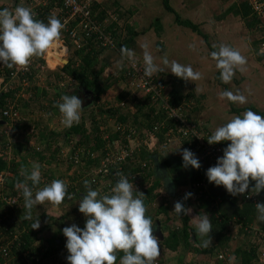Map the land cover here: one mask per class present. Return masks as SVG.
Listing matches in <instances>:
<instances>
[{"label": "trees", "instance_id": "16d2710c", "mask_svg": "<svg viewBox=\"0 0 264 264\" xmlns=\"http://www.w3.org/2000/svg\"><path fill=\"white\" fill-rule=\"evenodd\" d=\"M221 1L225 3L227 1L231 2L232 0ZM250 1L251 0H234L227 7L225 13L222 12L221 15L218 16V18H222L226 14L232 13L233 15L239 17V19L245 24V27L247 29H253L252 31L254 34L256 33V31L261 32L259 38H256L254 40L255 46H258L264 42V20L261 16L257 15L254 12L251 7ZM161 2L169 13L172 12L174 14V21L177 24L188 27L197 35H201L204 45L211 49V51H216V49L211 45L208 34L200 29L199 24H195L190 19L182 18L181 15L176 11V9L172 7V5L170 4V0H161ZM94 11L96 12V18L98 19V21L102 22L103 19H106L107 23L106 27L104 28L106 31H110L112 33L118 51H120V48L122 46H128L132 37L135 36V33L131 32V34H129L128 37H126L122 42L117 41L115 39L117 37V32H115V28L113 25L114 22L106 17V13H104V10H99L97 8L94 9ZM48 12L49 9L47 8L46 14ZM158 19L159 17L155 18L156 25L158 24ZM162 26L163 24L161 23L157 25L156 34L159 35L161 34V32H164ZM127 32L130 33V31ZM105 50L109 49L93 45L90 46L89 49H86L85 46L78 49L70 46V55L68 57V61L67 63L60 66V71H64L67 75H70L72 77V80H75L77 82V86L74 91L78 93L80 99H83L80 97V95L82 96L84 91L92 94L91 103L93 106L88 110L89 115L87 118L89 120V125L87 126L82 116L80 122L78 124H73V126L70 128L62 126V128L57 129V126L51 123L50 129H48L46 125L44 126L43 124L40 125L39 122H33L34 124L31 125L32 129L29 137L35 143V146H33L32 148L33 153L37 155V158L40 159V161H43L45 159V153L47 150H50L51 145L53 146L54 143L56 145V143L58 144L59 142H61L64 144V146L68 145L70 147L68 149V158L70 155H73L75 152L79 151V149H83L87 153L89 152L95 154V157H91V159L88 160V163L95 161L98 163L102 155V150H104L106 145L108 144L107 139L101 135V133H105V130L103 128L101 129V127L104 123H106V120L108 118L114 119L115 123L119 121L130 122L131 124H134L138 128H140V130L151 129L155 124L159 123L164 118L165 113L163 111L158 112L155 106L156 103L151 98V93H147L143 99H138V97L136 96L132 97L129 90H126L125 92H122L117 96L119 102L125 101L127 99L125 101L126 105H128V103H133V105L135 106L136 113L132 120H128L126 117L120 118V114L118 112L119 110L117 108L121 109L123 108L122 106H119L116 109L104 107V104L110 99L105 100L103 95L107 92L108 89L113 86L114 81L117 80L114 76L110 75H108L107 78H103V67H100L98 69L95 68V63L98 62L100 54ZM38 59L41 60L40 57ZM78 61L80 63L78 65H75ZM117 73H119L118 76L120 78H126L129 82L130 79L128 78L126 73V66H124L123 69L117 71ZM158 74L160 75V73ZM154 76L158 82V85L164 83L163 77L157 79V75ZM160 76H162V74ZM219 76L220 72L218 70V72H216L215 79L221 82ZM112 77L114 78L110 80V78ZM169 78L171 80L178 79V77L171 74L169 75ZM32 90L33 92L26 98L16 99L17 108H27L30 104L32 105L34 104V102L41 101V96L46 95V91L41 90L37 86L33 87ZM178 90L179 88L175 86L174 89L170 91V101L172 102V104L185 102L180 101L182 97L178 94ZM13 95L14 91H9L7 93L4 92L0 94V109H3V107L6 105V100L8 98H14ZM49 101L50 104L53 103V105L48 106L47 103V111H54V108L56 110L57 107H55V105L57 103L55 104V101L51 99ZM147 106H149V108L145 110L144 107ZM41 108L43 110H46V108H44L43 106H41ZM250 109L253 108L250 107ZM186 110L188 114L189 107H187ZM254 110L255 112H258L257 109ZM261 115L264 116V112ZM20 116V120L17 122H13L11 125V121H9L8 118H2V114L0 112V141H3V137H7L3 141L0 150L4 153H0V173H3L4 177L3 184L2 186H0V264H68L66 257L69 253L67 252V249L65 247L66 237L62 233V229L66 226L63 224L62 227H59L55 231L56 233H52L51 235L45 237L41 236L40 234L47 227L40 226L39 229H31V224L34 221L31 219H24V199L21 191L16 188V183L17 181L23 182L24 178L20 174L22 165L29 171L31 170V159L29 158L27 153L21 155V157L17 155L16 158L13 155L14 153H16L17 148L20 146H23V148L26 150L29 149L27 142L30 139L25 142V145H23L20 141L25 139V131L30 127V123L27 120L22 121L23 117L21 115V111ZM140 117L141 119L143 118L141 121L139 120ZM166 123L169 124L170 122L166 121ZM165 131V129H161L160 132L155 136L156 142L154 148L142 147L138 151V153L135 154V158L132 160L131 165L126 170H123V173L126 176H129L131 174H138L135 179H130V182L139 185L140 192L145 193L144 203L146 205V208L155 200L159 190L162 187V182L153 164V156L159 155L158 149L161 148L162 144H165L166 138L163 136ZM119 137L120 133L117 131L109 132L107 135V138L110 141ZM15 139L18 140L14 141ZM11 144H14L13 147L15 152H13L12 157L8 158V156H6L7 150H10L11 152ZM61 146L62 145L58 144L54 151L50 152L49 159L47 160H53L56 154H58ZM64 150L65 149H63L62 151ZM88 157H90L89 154ZM177 157L183 164L182 155L179 154L177 155ZM142 161L147 162L146 169L141 168ZM187 169L189 170L190 190L184 192L183 194H176L174 196V203L177 201H181L186 208L191 209V213L189 215L181 214V216H178L173 210L171 211L167 206L161 203L156 209L155 214L149 213L147 209L146 216L150 217L153 220L155 226L158 225L156 224L157 222L161 223L160 230L162 232L164 229H166L167 231L166 235L163 236L162 234L163 237L161 240L158 239L160 249H167L169 251L181 250L183 252H188L193 256L197 254H206L212 258L215 257L216 252L220 249L231 247L229 243L232 242V236L227 231L229 218H218V216H216L217 212L214 205V199H212L209 194L207 196H205V194H197V189L195 188V184L197 182L202 180L206 184L210 183L206 177V170L205 167H203V164H201V167L199 169H194L191 166H188ZM111 181L114 184L117 182V179H112ZM28 183L29 186L32 187L31 182L29 181ZM79 185L80 187L82 186V184ZM38 186L33 188V192L36 191V188ZM91 188L93 190H98L93 186ZM86 190L87 189L83 187L77 189L75 185L72 186L67 184L68 194L71 195L72 198L68 199L66 197L64 202H69L74 199H82V195L86 194ZM110 190L111 188L104 191H98L101 193V195H104L108 194ZM186 193H192V195L185 200L183 198ZM136 195H138V193L134 191V196ZM14 198L15 201L12 205L11 200H13ZM75 211H79L78 206L75 208ZM255 212L256 208L252 201L244 197L243 203L235 211L234 215L237 216L238 221L249 223L254 218ZM158 213L165 214V218L161 220L162 222H160V220L156 217V214ZM204 213L209 216L213 226L218 224L221 226L220 230L215 234V243L207 248L200 246V243L198 241V234L196 228L194 227L195 225L193 224V217L196 215H203ZM75 218V224L83 229L86 217L79 212L78 214H76ZM163 225L164 228H162ZM239 231V233L244 237L249 235L243 228H241ZM256 239L257 241L254 242L255 244L251 243L253 239L249 238V242H246L245 240L242 245L236 246L234 247V249H232L237 264H259L260 259L258 257V246L260 245V239L258 240L257 236ZM122 256V252L117 253L116 264H119L120 258ZM174 264L178 263L176 262ZM218 264L221 263L218 262Z\"/></svg>", "mask_w": 264, "mask_h": 264}, {"label": "clouds", "instance_id": "9594fccd", "mask_svg": "<svg viewBox=\"0 0 264 264\" xmlns=\"http://www.w3.org/2000/svg\"><path fill=\"white\" fill-rule=\"evenodd\" d=\"M63 27V23L55 16H49L47 22L36 19L29 7L0 9V63L9 69L27 70L33 58L42 57L59 41ZM149 47L148 43L141 45L144 77L151 78L167 69L186 82L203 79L202 73L194 71L191 65H182L176 60L169 61L166 55L157 64ZM213 47L217 50L212 51L210 56L220 72L219 79L224 84H229L237 70L241 73L246 70L247 58L240 50L227 44ZM120 54L117 69H123L126 61L133 67L136 66L134 50L122 46ZM219 97L241 105L247 103V97L238 90L235 94L229 90L221 91ZM61 101L55 107L61 114L62 125L70 128L73 124H78L84 109L82 99L76 95H62ZM223 141L230 143L223 149V155L217 158L215 166L206 170L208 181L216 186L222 185L233 196L246 193L258 195L264 190V116L247 110L217 127L207 138L210 145ZM181 155L184 168L201 167L199 160L189 149H182ZM40 168V164L34 162L30 171L23 165L20 169L24 179L23 182L17 181L16 188L21 191L24 199V219L32 218V209L37 205L47 202L59 207L66 197L72 198L68 194L67 184L61 179L52 180L34 193L33 188L40 184L42 178ZM116 175L119 179L110 192L104 195L93 190L90 181L83 182L87 191L79 200L78 210L86 217L84 228L72 224L62 229L69 253L66 257L68 264H116L118 252L123 253L119 264H156L160 255L159 240L153 235V220L146 216L145 193L138 191L127 176L120 172ZM250 180L255 182L251 188ZM29 181L32 187L29 186ZM134 191L138 195L134 196ZM162 191L163 188L159 192ZM191 195L192 193H186L183 199L186 200ZM255 208L257 221L264 222V203H256ZM173 211L178 216L191 213V209L186 208L181 201L174 203ZM193 223L201 238L200 246L209 247L212 244L210 232L213 227L209 216L206 213L196 215ZM39 227V219L31 224V229Z\"/></svg>", "mask_w": 264, "mask_h": 264}, {"label": "crops", "instance_id": "0c3cea01", "mask_svg": "<svg viewBox=\"0 0 264 264\" xmlns=\"http://www.w3.org/2000/svg\"><path fill=\"white\" fill-rule=\"evenodd\" d=\"M49 1H48L49 4L41 6L42 14H40L38 16V19L42 20L44 22H47V19L49 16H55L56 18H58V6L60 3H58L57 0L56 1L49 0ZM134 1L135 0H103V2L100 3L96 7L99 10H104L105 11L104 13H106V17L114 22L113 25L115 28V32H117V30H118V33H119V29H120V27H122V23L127 24V22H128V23H130V25H132V28L128 27L126 29L127 31H130V33L127 32L126 36L124 33H122L123 35L120 37L121 39L118 41H120V42L124 41L125 38L128 37V35L131 34V32H133V33H135V36L132 37L129 44H132L134 42V46L136 45L137 48L142 49L141 48V41H145V39H146V41L149 42V46H150L149 49L155 53V46H154L153 42L156 43L154 41V37H156V35H157L158 37H156V39L158 38V41L161 44L162 51L165 50V48H167V50H165V51H167L166 53L159 52L157 54H159L160 56L170 54L169 48L166 45L165 40L159 39L164 32H161V34L158 35V34H156V29L153 28L152 17H154L155 14L152 13V9L154 11V9H155L154 5L155 4L157 6L160 5L159 0H148V3L147 4L144 3L143 4L144 7L139 8V9L128 6V4H131ZM186 1L192 2L194 4L196 3V4L193 6H189V4L186 3ZM214 1H215L214 5H217L216 8L214 9V11L216 12L215 13L216 22H212L211 25L216 26L215 29L218 28V30H213L210 32L208 30H205L202 26L199 25L200 29L203 32H206L208 34V38H209L212 46L213 45H219V44H227L233 48L240 50L241 54L247 58V64L245 66V69L249 71L253 66H256V64H259V67L258 66L257 67L259 68V72H260L261 71L260 68H263L261 66L264 65V54H262V53H264V48H262L261 45L255 46L254 40L256 38H259V36L261 35V32L256 31V33L254 34L252 31L253 29L249 30L245 27V24L242 25L243 22L240 25L238 22L235 21L234 17H236V16L233 15L232 13H228L222 18L221 17L218 18V16H220L222 12L225 13V10L227 9V7L234 0H232L231 2L227 1L228 3H226V2L221 3L220 2L221 5H219V1H217V0H214ZM30 2H31V0H0V9L7 7L9 9L14 10V7H16V6H25V7L29 6L31 4ZM170 4L172 5V7H174V9H176L177 12L179 10L181 11V13H179V12L178 13L181 15L182 18L190 19L188 17L182 16L183 9L186 10V8H187V10H188L189 8L196 7L197 5H199L200 11H201V16H204L203 15L204 12L202 13L203 0H197V2H196V0H194V2H193V0H170ZM206 4H208V3L206 2ZM161 5H162V2H161ZM111 6H112L113 10H110ZM221 6H222V11L220 12L219 8ZM96 7H95V9H97ZM47 8L49 9V12L46 14ZM163 8L165 9L164 6H163ZM196 13L198 14L197 11H196ZM205 13H206V11H205ZM162 15H164V16H162ZM162 15H160V16H162V18H160L159 23L163 24V26L165 28L167 26H169V23H170L171 25H176L177 27H179L180 30H182L180 28V26H182V25H179L174 21V16H173V21H169V18H170L169 16H166L164 14V12ZM122 16L123 17L130 16V18L125 22V20L122 19ZM114 17H115V19H114ZM158 17L159 16H155V18H158ZM132 19H134V25H137V26H133ZM139 19L141 21H144V23H146V24L148 23L146 28L138 27V25H140ZM191 21L194 22L195 24H201V25L205 24L204 20H201V21L191 20ZM165 23H166V26H165ZM222 23H224V24H222ZM146 29H147V31L144 32ZM242 29H244L243 32H242ZM182 31H184V30H182ZM120 32H121V30H120ZM192 34L194 35L193 37L191 35L181 37V36H177L176 34H173L171 36L169 33H167L166 35H167V41H169L170 43H172L173 40L176 41L175 43H177V44H179L180 41H182L188 47V45H190V43L192 42L193 39L199 40V38H200L203 40L201 35H196V33L194 34L193 31H192ZM222 37H225L226 40H224V38H222ZM129 44L127 47L129 49H132L133 46L130 48ZM205 47L208 48L207 46H205ZM195 48L199 51V49L197 47H195ZM140 49H139L138 53L143 54V50H141V52H140ZM215 49L217 50V48H215ZM108 51H115V50H111V49L105 50V52H108ZM115 52L117 53V54H115V56H117V59L119 61L121 54H120V51H118L117 46H116ZM199 52L200 53L185 55L184 56L185 58L178 57V58L173 59L171 55H169V56H170L171 60H176L177 62L181 63L182 65H191L194 71H199L202 73L203 79L198 80V81H194V82H191V81L186 82L181 78H178L177 80H171L169 78V75L170 74L173 75V74L169 70L166 69L164 72L160 73V75L162 74V76H165V74L167 76V78H163L164 83H162L163 89H164V94L170 97V91L172 89H174V87L176 86L177 88H179L178 94L181 95V97H182V99L180 101H185V102L189 103V112H188L189 118H192L194 120L199 121L201 123V127H203L211 135L217 127L222 126L223 124L227 123L233 116L242 115V113H244L247 110H252L253 112H255L254 109L258 110V112H255V113H257L259 115H261L264 112V80H260L261 83L259 81L256 82L257 80L261 79L258 76V73L256 72V68L252 69V72H254V73L256 72L254 77H247L244 74V72L246 70L243 73H241L240 71L237 70L236 75L234 76L232 82L229 84H224L222 81L219 82L215 79L216 72H218V69H216L215 61L210 56V53L212 52L211 49L208 48V49L204 50V53L201 51H199ZM48 56L49 55H47L44 58V61H45V63H47L46 65L48 67L44 70L49 69V71H52V69H54L55 66H53V67L49 66ZM191 57H193V60H189ZM198 57H200V59ZM51 59L55 60L53 57H51ZM181 59H182V61H181ZM137 60L143 63V59L137 58ZM155 62L157 64H160V58H158L157 60L155 59ZM254 62H256V63H254ZM161 66H163V65H161ZM160 75L157 74V78ZM120 80L124 81V79H122V78H120ZM244 80H246L247 82H252V81H253V83L256 82V84H258V85H255V88L250 87V89H248L243 84V83H245ZM125 85H127V84L124 83V86H121L120 81L117 80L113 84L112 89H114V90L117 89V91H119V92L121 91L120 93L125 92L126 90L127 91L129 90V91H131V94H133V93L135 94V92L137 90H135L130 84L128 85V87H125ZM224 90L232 91L234 94L238 90L240 93L244 94L247 97V103L241 105V104H237V103H232V102L228 101L227 99H220L219 93L221 91H224ZM117 95H119V94H117ZM116 98H117V96H116ZM116 102H117V99L114 102L115 107L117 108L119 106L117 105L118 102L117 103ZM111 105L112 104H109V103L104 104V106H106V107H110ZM250 107H252L253 109H250ZM129 108L132 110H133V108H135L133 103H130ZM122 109L123 108H121L120 111H122ZM119 114H120V118L126 117L128 120H132V118H134V116H135V112H133L131 110H129V112H127V113L123 114L121 112ZM261 116H263V115H261ZM139 120L140 121L142 120L141 117L139 118ZM114 123H115L114 119L108 118L106 120V123H104V125L107 129H109V131L113 132L114 131ZM56 128L60 129L58 126ZM163 136H164V134H163ZM174 140L168 141L164 145L163 144L161 145V148L158 149V151H159L158 157H159L160 161L165 164V166L167 167V169L170 173V176L174 180L175 194L170 196L164 190L162 192H158L157 197L150 204L152 206H154V204L159 201V205L161 203H163L164 205H168L170 208H172V205L174 206V201L171 202L170 199L173 198L176 194H183L184 192L190 190L189 170L182 166V162L177 157V155L181 154V150H180V148H178L179 146L175 143L176 141H174ZM219 143H221L224 147H226L227 144L230 142L229 141H223V142H219ZM154 145H153V148H154ZM170 147L173 150H170ZM66 182L69 185H72V186L75 185L77 189L82 188V187L85 188L84 183L80 182V180H77V179L69 180V181L67 180ZM254 183H255L254 181L250 180L249 187L251 188L254 185ZM79 184H82V186L80 187ZM161 189H162V187H161ZM161 189L159 191H161ZM206 191L208 192L207 194H209L211 196V198L214 199V203L217 205L216 216H218V218L228 217L229 221L233 220L234 218H237V216L234 215V213L243 203L244 194H237V195L233 196V195L229 194L222 185L216 186L213 183L206 184ZM258 198L260 200L259 203H264V190L260 191V193L258 194ZM167 199H169V202L166 201ZM170 203H173V204L171 205ZM253 204L255 206L256 203H253ZM159 205L156 206V209L158 208ZM78 213H79V211L78 212L76 211V214H78ZM162 214L163 213H158L157 216H160ZM158 219L160 220V218H158ZM239 222H242V221H239ZM156 224H158L159 226L158 225L155 226L154 231H153L154 235L155 236L159 235V234H161V235L163 234V236L166 235L167 234L166 229H164L163 232L160 230L161 223L157 222ZM246 224H252L256 228L264 229V222H258L257 221V212H255V215H254V218L252 219V221L249 223H246ZM220 227L221 226L219 224L214 225L212 227V230L210 232V236L212 238V244H214L215 243L214 241H216L215 240L216 239L215 234L220 230ZM227 228H228L227 231L232 236V242L229 243L231 246L234 245L233 242L236 243V246L242 245L245 242V240H246V242H249L250 236L249 235H247L245 237L242 236V234L239 233L240 232L239 230L241 228H239L237 225L232 226L229 223ZM159 237L160 236H157V238L159 240H161ZM240 238L242 239V241L238 242ZM198 241H199V243H201V238L199 237V235H198ZM160 250L162 253V252H164L165 249H160ZM258 250H259V252H258L259 255H262L261 252L264 253V246L259 245ZM187 253H186L187 256L185 258L188 259L189 257H191V258L193 257L192 254H190V253L187 254ZM188 255H190V256H188ZM195 257L199 258L200 262L210 260L209 259L210 256L206 255V254H197V255H195ZM163 259L165 260L164 256H163ZM174 259H175L174 261L176 262L177 258H174ZM171 262L172 261H170V263ZM259 264H264V257L259 260Z\"/></svg>", "mask_w": 264, "mask_h": 264}, {"label": "built area", "instance_id": "2783aa9c", "mask_svg": "<svg viewBox=\"0 0 264 264\" xmlns=\"http://www.w3.org/2000/svg\"><path fill=\"white\" fill-rule=\"evenodd\" d=\"M48 1L31 0V4L26 7L31 8L35 14V18L38 19V16L42 14L41 6L49 4L50 1ZM57 2L60 3L58 6V19L63 23L64 27L61 31L59 41L54 43L42 56L43 61L37 62V59L33 58L27 70L9 69L3 63H0V94L14 91V98H8L6 105L3 109H0L2 118H8L11 121V125L21 118V109L19 107L17 108L16 99L24 98L31 94H27L29 91V83L33 79H40L43 70L48 68L47 63L44 61L47 55L55 59L56 68L68 61L70 46L76 49L82 48L83 46L89 49L92 45L107 49L116 48L111 32L106 31L104 28L107 23L106 19H103L102 22L98 21L96 12L94 11L95 6L102 3L103 0H58ZM250 4L254 12L264 20V0H251ZM261 47L264 48V42L261 44ZM125 63L130 85L139 92L151 93V98L159 106L157 109L158 112L163 111L165 113L164 118L148 130H140V128L130 122L119 121L115 123L114 131L119 132L120 137L108 142L105 149L102 150V155L98 163L96 161L88 163V160L91 157L94 158L95 154L87 153L83 149H79V151L70 155L68 158L69 163L75 165L87 163L88 172L85 178L91 182L90 186L100 191L107 190L115 185V183H112V179H119L116 173L120 172L124 175L123 170H126L131 165L135 154L142 147L153 148L156 142L155 136L161 129H165V143L175 139L174 141H176L175 143L179 146L180 150L185 148L189 149L194 153L199 162L203 164L205 170L211 166H215L217 158L223 155V149L225 147L221 143L210 145L207 142L210 134L201 127L199 121L189 118L187 114L186 108L189 107V103L172 104L170 97L164 94L163 84L158 85L155 76L151 78L143 76L144 65L142 62L137 60L135 67L127 61ZM117 105L123 107L126 103L125 101H120ZM166 121L170 123L167 124ZM149 139L152 140L148 143ZM151 142H154L153 145H151ZM88 154L90 157H88ZM141 168H147L146 161L141 162ZM137 175L131 174L127 177L129 180H133ZM0 178H2V182H0V186H2L4 180L3 173H0ZM134 187L140 191L139 185L134 184ZM195 188L197 189L198 195H208L204 181L197 182ZM244 197L253 203L260 202L258 195L246 193ZM214 205L217 208L215 203ZM229 223L232 226L237 225L239 228L243 227L247 234L253 238L257 236L258 240L260 239V245L264 246V229L256 228L252 224L239 222L238 218H234ZM261 254L259 255L258 253L259 259L264 257V253L261 252ZM218 262L221 264H237L232 249L230 248L220 249L211 260L191 262V264H218ZM164 263L159 258L156 261V264Z\"/></svg>", "mask_w": 264, "mask_h": 264}, {"label": "rangeland", "instance_id": "374dc122", "mask_svg": "<svg viewBox=\"0 0 264 264\" xmlns=\"http://www.w3.org/2000/svg\"><path fill=\"white\" fill-rule=\"evenodd\" d=\"M217 1H219V5H221L222 1L221 0H217ZM193 2H194V0H193ZM196 2H197V0H196ZM206 2L208 4H206ZM214 2H215L214 0H203L202 13L204 12L203 13L204 16H201V11H200L199 5H197L196 7H191L188 10H187V8H186V10L183 9L182 16L183 17H188V18H190L193 21L204 20L205 24H203V25L199 24V25L202 26L205 30H208L210 32L213 31V30H218V28L215 29L216 26L211 25L212 22H216V20H215V13L216 12L214 11V9L216 8L217 5H214ZM144 3L147 4L148 0H135L131 4H128V6H131L133 8L139 9V8L144 7V5H143ZM186 3H188L189 6H193V5L196 4V3L194 4L192 2H189V1H186ZM226 3H228V2H226ZM159 4L160 5H158V6L156 4L154 5L155 6L154 11L152 9V13L155 14V16H159L158 24H159L160 18H162V16H164V15H162L163 12H164V14L166 16L170 17L169 21H173V15L174 14L172 12H171L172 14L167 12L163 8V6L161 5V0H159ZM110 10H113L112 6H111ZM196 11L198 12V14L196 13ZM205 11H206L207 14L205 13ZM219 11L220 12L222 11V6L219 8ZM178 12L181 13L180 10ZM160 15H162V16H160ZM155 16L152 17V19H153L152 22H154L153 23V28L157 29L156 27H157L158 24L157 25L155 24ZM129 18H130V16H128V17L127 16H125V17L122 16V19L125 20V22ZM234 18H235L236 22H238L240 25L242 24V21L239 19V17L236 16ZM114 19H115V17H114ZM132 22H133L132 23L133 26H137V25H134V19H132ZM139 24L140 25H138V27L146 28L148 23L146 24V23H144V21H141L139 19ZM222 24H224V23H222ZM170 25L171 24L169 23V26H167L166 28L164 26H162L163 29H164V33L159 38L160 40L161 39L165 40V43H166V45L169 48L170 54H166V56L168 57L169 61L171 60L169 55H171L173 59L174 58H178V57L185 58L184 57L185 55L200 53L199 51L204 53V50L208 49V48L205 47L203 40L200 39V38H199V40L198 39L197 40H195V39L192 40L190 45H193L194 46L193 48H190L189 45L187 47L185 45V43L182 42V41H180L179 44L175 43L176 41H174V40L172 41V43H170L169 41H167V35H166L167 33H169L171 36L173 34H176L177 36H181V37L182 36H187V35H191L192 37L194 36L192 34L191 29H189L188 27L180 26V28L182 30H184V31H182L176 25H171V26ZM242 25H244V23ZM165 26H166V23H165ZM128 27L132 28V25H130V23H128V22H127V24L122 23V27H120L119 33H118V30H117V38H116L117 41L121 39L120 37L123 35L122 33H124L125 36H126V34H127V30L126 29ZM120 30H121V32H120ZM243 30L244 29H242V32H243ZM146 31H147V29L144 32H146ZM156 37H158V36L156 35ZM156 37H154V41L156 43L153 42V44L155 46V53L152 52L150 49H149V51L152 53L154 58L157 60L158 58H161V57L165 56V55L160 56L157 53H159V52L166 53L167 51H165V50H167V48H165V50L162 51L161 44L159 43L158 38L156 39ZM222 38H224V40H226L225 37H222ZM144 43H148L149 44V42H147L146 39H145V41H141V45L144 44ZM129 47L130 48L132 47V50H134V52L136 53V58L142 59L143 54L138 53L140 48H137L136 45L134 46V42L132 44H129ZM195 47H197L199 49V51ZM111 50H115L116 51V48H112ZM141 50L142 49H140V52H141ZM115 51H108V52L104 51V52H102L100 54V56H99L98 62L95 63V68L98 69L100 67H103V73H102V77L103 78H107L108 75L114 76L117 80L120 81L121 86H124V83H125V84H127V85H125V87H128L129 82H128V80L126 78H123L125 82L123 80L118 79L120 77L118 76L119 73H117V71H119L117 69V67H116L118 59H117V56H115V54H117ZM69 55H68V57H69ZM40 58H41V60L36 58L37 62L43 60L42 57H40ZM198 58L200 59V57H198ZM189 60H193V57H191ZM181 61H182V59H181ZM53 63H55V60H53ZM79 63L80 62L78 61L77 64H75V65H78ZM254 63H256V62H254ZM257 66L259 67V64H256V66H253L249 71L246 70L244 72V74L247 77H254L255 73L257 72L258 76L261 79L257 80L256 82H258V81L260 82V80H264V65L261 66L263 68H260L261 69L260 72H259V68ZM60 68H61L60 66H57L56 68L52 69V71H49V69L44 70L43 71V76L41 75L40 79H33L29 83V91L27 92V94L32 93L33 92L32 88L37 86L41 90H45L46 91V95H44V96L40 95L41 99H42L41 101L34 102V104H32V105L30 104L27 108L21 109V115L23 117L22 121L27 120L30 123L29 124L30 127L25 131V133H26V135H24L25 139L20 141V142H22L23 145H25V142L30 139L29 136H30V132H31V129H32L31 125L34 124L35 122H39L40 125H42V124L44 126L46 125L48 129H50V124L51 123L56 125V126H58L59 128H61L63 126L62 123H61V114H60L58 108L56 110L54 108V111L53 110L47 111V107L50 106V105H53V103L50 104V101H49L50 99L54 100L55 104H56L58 101L62 102L61 101V96L62 95H76L79 98L78 93H76L74 91L76 89L77 82L75 80H72V77L70 75H67L64 71H60ZM254 68H256V72L255 73L252 72V69H254ZM114 77L110 78V80H112ZM160 77L167 78L166 74H165V76H159L157 79H159ZM117 80H115L114 83ZM244 81H245V83H243V84L248 89H250V87H254L255 88V85H258V84H256V82L253 83V81L252 82H247L246 80H244ZM120 92L117 91V89L116 90L112 89V87L110 89H108L107 92L103 96H104L105 100L110 99L108 102H109V104H112V105L110 107H106V106H104V107L105 108L116 109L115 105H113V104L116 101V99H117V102H119L118 101V97L116 98V96H118L117 94H120ZM146 94L147 93H145V92L143 93V92L136 91L135 94L133 93L131 95H132V97L135 95L136 97H138V99H143ZM80 97L83 98L82 107L84 108L82 113H81V116L84 118L85 123L88 126L89 125V120L87 119L88 115H89V111L88 110L93 105H92L91 102L85 103L83 94H82V96L80 95ZM24 98H26V97H24ZM108 102H106V103H108ZM46 104L48 106H46ZM41 106L46 108V110H43L41 108ZM129 106H130V103H128V105H126V106H123L122 111H120L121 109L117 108L119 110L118 112L119 113L122 112L124 114V113L129 112V110H131V111L136 113V108H133V110H132V109L129 108ZM155 106H156V109L159 108L157 103L155 104ZM148 108H149V106L144 107L145 110H147ZM143 112H145V111H143ZM139 114H141V113H139ZM102 128L105 130V133H101V135L107 139V142H109L110 140H108L107 135L111 131H109V129H107L104 124L102 125L101 129ZM17 133H18V130H17ZM6 138L3 137V141ZM16 140H18V139H15L14 141H16ZM151 140L152 139H149L148 143ZM3 141H0V150H1V146H2ZM153 143L154 142H151V145H153ZM27 144L29 146V149L26 150V149L23 148V146H20V147L17 148L16 153H14V155H13V152H15L14 151V147H13L14 144H11V147H12L11 152H10V150L9 151L7 150V155L6 154L5 155L8 156V158L12 157V155L16 158L17 155H19L21 157V155H24L25 153H27V155L31 159V165L34 162L40 164V166H41L40 170H41L42 178H41V182H40L39 186L36 188V190H38L39 188H43L44 186L49 184L54 179H61V180L65 181V183H66L67 180L69 181V180L77 179V180H80V182H84L86 180L85 175L88 172L87 163L86 164H82L81 163L79 165H75L73 163L72 164L69 163V160H68V151L69 150L68 149L70 147L68 145L64 146L63 143L59 142L58 144H60L62 146H61L60 150L58 151V154H56V156L54 157L53 160L49 161L47 159H49L50 152H53L54 149L56 148V146L58 145L57 143H56V145L54 143L53 146L52 145L50 146L51 147L50 150L46 151L45 159L43 161L42 160L40 161V159L37 158V155L35 153H33V150H32L33 146H35L34 141L30 139L27 142ZM81 148H83V147H81ZM63 149H65V150L62 151ZM170 150H173V149L170 147ZM0 153L4 154L3 151H0ZM81 154H83V153H81ZM84 162H86V161H84ZM76 175H77V177H76ZM14 201L15 200H11V204L12 205H13ZM166 201L169 202V199H167ZM170 201L173 202L174 201V197L171 198ZM170 204L172 205L173 203H170ZM78 205H79V199H74V200L69 201V202L65 201L59 207H55V206L51 205L50 203L46 202L43 205H37L36 207H34L32 209V212H31V217L32 218H31V220L36 221L37 219H39L40 226L47 227L40 234L41 236L47 237L48 235H51L52 233H56L55 231L59 227H62L63 224L66 227L71 226L72 224H75L76 211H74V210H75V208ZM157 205H159V201L154 204L155 207L152 206V205H148V207H147L148 211L150 213H152V214H155ZM165 206H167L171 211L174 209L173 205H172V208H170L168 205H165ZM157 215L158 214H156V216ZM157 218H160V222H162L161 220H163L165 218V214L163 213L162 215L157 216ZM162 228H164V225L162 226ZM249 238L253 239L251 243H254V242L257 241L256 238H253L251 236ZM241 241H242V239L240 238L238 242H241ZM233 244H234L233 246L230 245L231 246L230 249H234V247L236 246L235 242H233ZM186 253L187 252H183L181 250L172 252V251H169V250L165 249L164 252H162V254H160L158 258H159L160 261L165 262V264H174L176 262L178 264H189V262H190V264H191V262H200V259L196 258L193 255H192L193 256L192 258L191 257H189L188 259L185 258L187 256ZM187 254H189V253H187ZM163 256H164L166 261L163 259ZM188 256H190V255H188ZM174 258H177L176 262L174 261L175 260ZM209 259L211 260L212 258L210 257ZM170 261H172V262L170 263Z\"/></svg>", "mask_w": 264, "mask_h": 264}, {"label": "water", "instance_id": "95a60500", "mask_svg": "<svg viewBox=\"0 0 264 264\" xmlns=\"http://www.w3.org/2000/svg\"><path fill=\"white\" fill-rule=\"evenodd\" d=\"M83 97H84L85 103L92 102V94L91 93L84 91ZM153 164H154V167L157 171V174H158V176L162 182L163 190L170 196L174 195L175 194L174 180L170 176V173H169L167 167L165 166V164L160 161L158 155L153 156ZM157 236H160L159 238L162 239L161 234L156 235V237Z\"/></svg>", "mask_w": 264, "mask_h": 264}, {"label": "bare ground", "instance_id": "6f19581e", "mask_svg": "<svg viewBox=\"0 0 264 264\" xmlns=\"http://www.w3.org/2000/svg\"><path fill=\"white\" fill-rule=\"evenodd\" d=\"M61 61H62V60H61ZM48 64H49V66H51V67L55 66V64H56V62L53 63V59H51V56H50V55L48 56Z\"/></svg>", "mask_w": 264, "mask_h": 264}, {"label": "flooded vegetation", "instance_id": "af4514ba", "mask_svg": "<svg viewBox=\"0 0 264 264\" xmlns=\"http://www.w3.org/2000/svg\"><path fill=\"white\" fill-rule=\"evenodd\" d=\"M83 100V99H82Z\"/></svg>", "mask_w": 264, "mask_h": 264}]
</instances>
